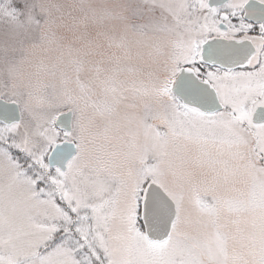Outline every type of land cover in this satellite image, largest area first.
<instances>
[{
	"label": "snow or ice",
	"instance_id": "1",
	"mask_svg": "<svg viewBox=\"0 0 264 264\" xmlns=\"http://www.w3.org/2000/svg\"><path fill=\"white\" fill-rule=\"evenodd\" d=\"M0 264H264V0H0Z\"/></svg>",
	"mask_w": 264,
	"mask_h": 264
}]
</instances>
